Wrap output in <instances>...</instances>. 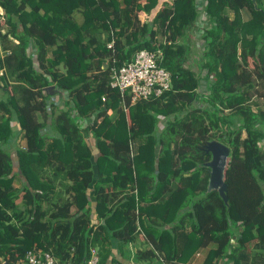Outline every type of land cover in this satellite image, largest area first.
I'll return each mask as SVG.
<instances>
[{"label": "trees", "instance_id": "obj_1", "mask_svg": "<svg viewBox=\"0 0 264 264\" xmlns=\"http://www.w3.org/2000/svg\"><path fill=\"white\" fill-rule=\"evenodd\" d=\"M199 10L209 22L188 66ZM0 19V264L33 248L85 264L91 247L106 264L143 216L167 264H264V0H0ZM140 49L162 51L171 88L126 113L109 68ZM20 137L16 174L8 145ZM212 139L230 148L227 204L207 191Z\"/></svg>", "mask_w": 264, "mask_h": 264}, {"label": "built area", "instance_id": "obj_2", "mask_svg": "<svg viewBox=\"0 0 264 264\" xmlns=\"http://www.w3.org/2000/svg\"><path fill=\"white\" fill-rule=\"evenodd\" d=\"M153 16L154 12L149 16L147 15V18L141 22H146ZM204 18L206 17L204 16ZM204 21L206 20L204 19ZM200 37H202V35H200ZM200 40L203 43V39ZM107 47L111 49L113 48V40L107 43ZM200 54V52H196L194 55L191 54L190 61L187 65L191 66L193 64L194 61H191L192 58L199 61ZM162 56L163 54L161 50L151 51L147 49H140L132 55L129 61L122 62L120 65H116V59L111 60L112 65L109 68V86L110 88L118 91L120 105L126 113L128 112L127 104L133 105L140 100H147L150 97H159L171 88L170 72L160 65ZM105 65L107 64L105 63ZM56 96L60 97L59 100L62 101V106L58 108L67 110V105L64 104L66 99L63 94L57 92ZM101 99L102 101H105L106 96L103 95ZM109 112H112V110L109 109L107 113ZM70 113L71 115H76V110H70ZM158 126L159 128L163 126L162 116H159ZM132 154L133 152L130 153V155ZM98 261V250L95 247H91L89 257L85 264H98ZM161 261H163V264H166L163 259H161ZM23 264L60 263L50 251L33 248L25 253Z\"/></svg>", "mask_w": 264, "mask_h": 264}, {"label": "crops", "instance_id": "obj_3", "mask_svg": "<svg viewBox=\"0 0 264 264\" xmlns=\"http://www.w3.org/2000/svg\"><path fill=\"white\" fill-rule=\"evenodd\" d=\"M143 15L147 17V14L144 13V12H143ZM146 17L140 16V14H139V18H140L141 21H144L146 19ZM196 33L197 34H195V35H198L197 31H196ZM52 97H53V95L50 98L51 101H52ZM64 98H65V96H64ZM55 105H57V104H55ZM57 106L61 107L59 105H57ZM112 112H109L108 115H112ZM48 123L50 124V120H48ZM79 124H80V126L82 128H84L87 125V122H86L85 119L80 118L79 119ZM46 130H48L49 134H53L54 133V130H52L51 127H46ZM86 139H87L88 142H92L91 135L88 134ZM95 152H94V154L96 156L97 153H95ZM91 190L92 189H89L90 195H91ZM135 192H136V190H135ZM142 218H145V216L137 218V231L139 233V237H137V239L135 241L133 240V241H130V242L126 243V245L128 246L129 255L127 257L124 256L123 253H122V250H121V245L118 247L119 243L116 242L115 246L111 249V255L107 259L106 264H116V262H119L120 264H147V263L152 264V261L154 259L157 260L160 264H163V261H161V259H163L162 256L154 249L152 243L150 241H148V239H147V237L145 235L144 229H143L142 225L140 224V219H142ZM169 226H171V225H169ZM162 227L168 228V225H166V224L165 225H163V224L156 225L154 230L158 231ZM148 246H149V249H151V250L148 249L149 251L154 250V254L152 253L151 257H149L150 256L149 251H148V253H145V254H143L141 252L142 249H144L145 247H148ZM201 255H202L201 251H197V253L195 254L196 257H199ZM219 264H222V262H220Z\"/></svg>", "mask_w": 264, "mask_h": 264}, {"label": "rangeland", "instance_id": "obj_4", "mask_svg": "<svg viewBox=\"0 0 264 264\" xmlns=\"http://www.w3.org/2000/svg\"><path fill=\"white\" fill-rule=\"evenodd\" d=\"M159 6H161V3L159 4ZM202 12V10H199V17H198V22H197V25H196V27L193 29V30H191L190 31V33H189V37H188V41H191L192 42V44L195 46L194 48H193V50H192V55H194L196 52H200L201 53V48H202V42H201V40L200 39H202V37H200V35H195V34H197L196 33V31L198 32V30H199V28L198 27H204V26H206L207 24H208V22L209 21H207V17L206 18H204V15L201 13ZM140 16H143V17H146V16H144L143 15V12H141L140 13ZM147 18V17H146ZM77 19L78 20H80L79 19V17L77 16ZM204 19L206 20V21H204ZM2 19H0V21H1ZM2 22L4 23V21L2 20ZM200 32V31H199ZM198 34H200V33H198ZM200 37V38H199ZM195 40H197V41H195ZM193 41H195V42H193ZM31 50H33L32 48H31ZM30 50V51H31ZM1 53V52H0ZM200 60V59H199ZM191 61H194L193 62V66H195V64H196V60H194V58H192L191 59ZM191 65V64H190ZM202 74H205V71H202ZM203 85H204V82H203V84L201 85V87H203ZM65 92H62V94H63V96H65L66 94H64ZM56 95V93H53V97H52V101L55 103V104H57V105H59V106H62V101L61 100H59L60 99V97H57V96H55ZM6 97V92H5V90L3 89V88H1L0 87V100H3L4 98ZM50 102V101H49ZM257 103H259L260 104V107H264V101L263 100H261V99H259L258 101H257ZM205 104V103H204ZM194 106H198V105H203V103L201 102L200 104H198V102H194V104H193ZM239 123V121L238 120H236L235 122H234V125H236V124H238ZM13 124V129H17L18 128V125L14 122V123H12ZM243 135H244V133H243ZM25 142H24V139L22 138V137H20L16 142H13V143H11L10 145H8V148H9V152H11V154H12V159H13V166H14V170H15V173L16 174H18V163H17V158H16V152H15V150H16V147H21L23 144H24ZM15 185L16 186H20V180L17 178L16 180H15ZM191 201H193V199L191 198V199H189L188 200V203H191ZM189 221L190 222H192V219H189ZM230 230H231V232L232 233H235L236 231H237V228L236 227H232V228H230ZM211 246H213V243H210L207 247H205V248H199L198 250L199 251H201V253H202V255L201 256H199V257H196L195 255L193 256V258H194V262H196V263H202V261H203V259H204V254H205V252L211 247ZM149 249V246L148 247H145L144 249H142V253L143 254H145V253H148V250ZM98 250V249H97ZM121 250H122V253H123V255L124 256H128L129 255V250H128V246L126 245V244H122L121 245ZM147 264H150V263H147ZM152 264H160L157 260H153L152 261Z\"/></svg>", "mask_w": 264, "mask_h": 264}, {"label": "water", "instance_id": "obj_5", "mask_svg": "<svg viewBox=\"0 0 264 264\" xmlns=\"http://www.w3.org/2000/svg\"><path fill=\"white\" fill-rule=\"evenodd\" d=\"M256 7V0H252ZM49 94L53 95L55 86L49 85L44 88ZM205 151L210 154V160L205 163L209 169L207 191L216 190L225 204H227V184L225 182V169L230 156V148L226 144L212 139L207 141Z\"/></svg>", "mask_w": 264, "mask_h": 264}]
</instances>
